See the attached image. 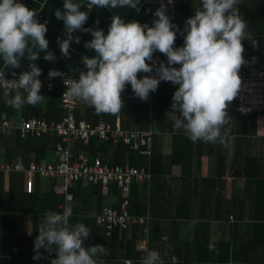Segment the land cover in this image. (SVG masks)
I'll return each instance as SVG.
<instances>
[{
  "label": "clouds",
  "instance_id": "clouds-1",
  "mask_svg": "<svg viewBox=\"0 0 264 264\" xmlns=\"http://www.w3.org/2000/svg\"><path fill=\"white\" fill-rule=\"evenodd\" d=\"M139 3L140 0H64V11L55 12L56 18L64 21L66 30V38H58L63 56L70 57L73 39L80 43L79 37H73L76 30L91 33L93 38L84 46L96 53L92 57L83 56L87 71L80 73L64 95L82 100L97 114L116 115L124 106L122 93L126 85L130 84L135 97L147 101L161 81L171 82L178 85L172 95L171 109L180 113L179 117L170 116L174 128L183 129L193 142L223 143L221 129L233 119L227 109L241 88L239 70L246 62L242 41L249 39L253 47L259 46L239 13L240 0H202V10L186 20L184 45L178 48H174L177 26L163 7L155 11L157 19L152 26L137 21L126 23L114 15L107 34L99 28L84 27L93 7L127 6L139 11ZM82 5L89 11H81ZM36 17L37 11L19 0H0V58L4 69L19 68L21 58L31 62L30 70L21 72L14 82L15 95L7 88L3 92L6 104L17 111L25 104L36 106L44 100L39 79L42 70L34 63L39 52H45V60L55 61L54 53L48 51L46 22L41 23ZM155 51L167 56V66L160 62L156 69L158 76L145 75L138 79V73L153 71L155 62L146 61L153 60ZM174 64L180 67H172ZM48 75L54 78L64 74L50 69ZM6 80L5 71L0 70V85ZM71 216L68 208L62 213L46 211L34 241V260L44 258L40 251L44 249L55 254L54 264H100L98 258L107 255L106 248L100 244L85 247L91 230L84 223L71 225ZM209 250H214V245L210 244ZM161 261V254L152 250L147 251L141 264H161Z\"/></svg>",
  "mask_w": 264,
  "mask_h": 264
},
{
  "label": "crops",
  "instance_id": "crops-1",
  "mask_svg": "<svg viewBox=\"0 0 264 264\" xmlns=\"http://www.w3.org/2000/svg\"><path fill=\"white\" fill-rule=\"evenodd\" d=\"M175 2L174 7H155L152 0H140L139 11L127 6L118 8L93 7L90 11L87 10L89 15L84 27L99 28L107 34L114 15H119L126 23L137 21L152 26L153 21L157 19L154 15L155 11L163 7L172 23L177 26L174 48L182 47L184 35H186L183 31L185 22L197 10H202V0H175ZM20 3L29 9L41 12L44 18L49 20V24H46V39L49 41L48 51L55 53V47L59 45L58 38L64 39L61 33L65 29L64 21L57 19L55 12L57 9L64 11V0H22ZM237 7L240 15L247 21V30L252 35L257 34L253 37L259 42L258 47H253L251 40L244 39L242 41L245 48L244 58L247 60L255 57L258 59L259 65L264 68V0H240ZM255 7L259 8V19H248L249 11ZM80 10H85V5H82ZM77 37L80 38V43L75 41L72 43L76 53L72 54L67 61L51 63L44 59V51L39 52V58L34 63L42 70L40 76L48 75L50 69H56L64 74L57 77L79 78L82 71H87L82 63L83 56L92 57L96 53L84 45L93 37L90 32L80 30H77ZM165 60H167L165 54L159 51L153 53L155 64ZM146 62L151 63L150 61ZM30 63L28 59L21 58L19 68L4 69L3 59L0 58V69L4 70L8 77H17L21 72L30 70ZM13 72L16 73L15 76H13ZM145 75L147 73H138L137 78H142ZM36 106L44 111V100ZM75 112L78 115L86 116L89 120L94 115L93 108L79 99H77L74 114ZM66 115L67 112L64 110L63 118ZM171 115L180 116L177 113L166 114L163 116V121L159 123V128L157 130L152 129L155 135L159 136V149L164 157L165 166L168 165L167 157L171 153L172 135L182 131V129L174 128ZM254 115H256V137L252 138L250 142L251 147H254L256 152L261 154L264 151V117ZM0 116H4V114H0ZM21 119L24 118L19 111L16 119L10 121L16 124ZM41 120L49 122L45 119ZM100 120L105 121L101 117L98 121ZM120 121L123 122L124 118L117 115L115 122L120 123ZM222 135L223 143L219 140L215 144L212 143L209 152L200 156L199 169L194 172L197 181H193V178L183 180L181 167L175 165L170 171L161 176L155 175L149 181L148 193L154 196L150 206L149 201H147L148 206L146 208L141 206L142 197H139L140 202L134 199L135 196L127 198L130 199L128 201H130L134 211L133 215L148 214L149 219L146 225L134 224L126 231H117V239L114 242L115 248H112L111 241L103 236L102 229L95 224L94 217L103 206H119L122 200L120 189H113L112 185L106 188L100 186V193H98L93 188L89 189V183H76L75 186L77 184L83 186L81 193H78V198L82 199L83 197L84 199L85 195L90 193L94 199L90 205L83 206V200L75 203L82 204L79 208L77 223H84L91 230L90 237L85 241V247L96 244L103 245L107 250V255H101L98 259L103 256V259L110 260V264H127L126 261H131L134 264L138 259L134 252H142L145 256L147 251L152 250L161 254V262L165 264H264V235L257 234L258 245L254 240L255 232L252 228V223L255 220L252 214L259 211L260 215H264V204L254 205L250 193H247L245 189L246 181L240 176L239 165L234 156L237 143H239L238 137L235 134ZM71 146L74 148L73 143ZM218 155L226 159V167L223 168L225 171H223L221 178L215 176L214 160ZM54 156L55 158L45 162V164L56 166L58 155L55 153ZM98 158L101 159V157ZM164 168L166 169V167ZM2 175L0 181V264H21L22 262H18V259L28 257L31 246H34L35 238L39 234L38 230L46 218V211L39 214L27 212L20 208L16 202V199L19 198L16 193L18 190L23 192V178L14 174L16 188L13 193L10 174L2 173ZM53 179L56 180L51 188V192L56 196L53 200L54 202L60 200V202H58L57 208L53 209L49 206L47 211L62 213L64 211L61 210L63 209L61 207L63 197L57 195L53 189L55 185L62 182L60 178L37 175L33 181L32 193L36 194L39 204L42 201L44 203V198L51 201L48 187L50 182L54 181ZM99 196L101 197L99 198ZM181 196H185L188 202L184 207L176 208L177 200ZM73 200L70 202L71 204H68L70 210L71 206L75 205ZM175 212L180 215L175 217ZM184 213L187 214L185 218L183 217ZM209 216L212 217L208 218ZM150 235L151 237H149ZM100 239H103L101 243ZM210 244L214 245V250H209ZM226 244L229 245V249L226 248ZM40 251L44 254V258L37 259V262H33V264H54L55 260L49 261L50 254L46 253L44 249ZM125 255H130L132 258H126ZM123 258L125 259L123 260ZM136 264H141V261L137 260Z\"/></svg>",
  "mask_w": 264,
  "mask_h": 264
},
{
  "label": "trees",
  "instance_id": "trees-1",
  "mask_svg": "<svg viewBox=\"0 0 264 264\" xmlns=\"http://www.w3.org/2000/svg\"><path fill=\"white\" fill-rule=\"evenodd\" d=\"M259 8L255 7L251 9L248 13V19H259ZM256 21V20H255ZM257 26V25H254ZM250 27V26H249ZM251 28V27H250ZM252 29V28H251ZM263 30V29H262ZM256 33V32H254ZM260 33V32H258ZM257 35V34H253ZM166 56V55H165ZM178 85H174L171 82L161 81L158 85V89L155 92H150L149 99L147 101H142L138 97H135L133 90L131 89L130 84L126 85L124 92L122 93V99L124 101V106L120 113L116 115L109 114H97L93 108L94 115L92 119L89 120L85 116L76 114L77 119L83 118L90 122L96 123L101 117L109 123H114L117 115L123 117L124 121L120 123L124 126L125 129H136V130H149L153 129L155 123L159 124L163 121V116L166 114H180L178 111L173 113L172 106V95ZM2 90H0V114L9 120H15L19 111L24 119L27 118H37L45 119L47 121H59L64 116V109L61 107L60 94L61 90H54L52 92H41L44 95L45 110L41 111L37 106H31L25 104L21 110L17 111L16 109L10 107L6 104ZM11 95H15V92H10ZM26 95V93H25ZM235 101L230 102L228 106V113L233 118L229 125H226L221 129L222 134H235L238 137L239 143L236 146V152L234 153L235 160L238 162L240 176L246 181L245 189L247 193H250L254 205L264 204V151L259 154L256 152L254 147H251L250 140L256 137V115L254 114H241L236 110L234 106ZM136 116V117H133ZM159 136H154L153 141V154L151 159L138 155L135 152H130L122 144L113 143L112 141H99L96 139L91 140L88 144H85L83 141L75 140L73 142V154L77 157L80 153L86 154L89 158H98L101 157V160H106L109 163L121 164L126 159L132 162L134 165L142 167L150 164L151 172L153 176H161L162 174L170 171L172 166L178 165L181 167V175L183 180L193 178V181H197L194 176V172L199 169V158L205 153L209 152V148L212 143H205L203 141H191L187 135H185L184 130L180 133L172 135L171 138V153L167 157L168 165L164 164V157L159 149ZM58 140L53 135L44 136L41 138H35L30 136L21 137L18 130H13L9 134L2 135L0 134V162H12L18 161L25 164L28 161L33 162H49L51 159L55 158V144ZM198 149V150H197ZM197 150V152H196ZM197 155V156H196ZM166 167V169L164 168ZM215 167V176L221 178L223 174V168L226 167V159L221 155H218L214 160ZM2 173H0V181L2 179ZM17 179V178H16ZM54 180V179H53ZM202 181H204L202 179ZM207 181V180H206ZM10 182L12 185V192L15 190V175L10 174ZM208 182V181H207ZM56 183V180L51 181L48 187V194L51 201L44 198V203L42 201L39 204L38 198L35 193L26 194L24 192L17 191L16 195L19 197L16 199V202L20 208L24 209L27 212H36L41 214V212L47 211L49 206L53 209L57 208L59 201L54 202L56 198L55 194L51 192L52 186ZM113 189H118L115 185H112ZM82 185L77 184L74 187L75 198L73 204L77 201L83 200V206L88 204L90 205L94 200L93 197L89 194L85 195V198H78V193H81ZM89 189H94L100 193V186L89 183ZM149 182L133 183L130 188L123 191L120 190V197L131 198L133 196L135 200L139 201V197H142V205L144 208L148 206L147 201H149V206L153 202L154 196L148 193ZM147 189V190H146ZM88 190V189H87ZM119 190V189H118ZM96 192V193H97ZM100 195V194H99ZM101 196H99L100 198ZM130 200V199H128ZM87 202V203H86ZM188 199L185 196L178 198L176 203V208L184 207ZM71 204V203H70ZM82 204H75L71 206L72 216L70 217L69 223H77L79 220V208ZM98 205V204H97ZM99 207V206H98ZM69 209V207L67 206ZM128 208H130L131 213L134 211L131 208L130 201H128ZM64 210V209H61ZM60 210V211H61ZM145 213V210H144ZM143 213V214H144ZM260 212L257 211L252 214L255 219L252 223L253 231L255 232L254 240L257 242V234L264 235V215H260ZM180 215L175 212L174 216L178 217ZM187 214L184 213V218ZM137 216V215H136ZM212 216H209L210 218ZM215 217V215H214ZM152 224V223H151ZM236 225L238 223H235ZM235 225V226H236ZM151 229V227H150ZM102 234L104 236L103 230ZM124 233V232H123ZM118 232H114L110 238H107L111 241L112 248H115V241L117 239ZM151 237V235L149 236ZM103 239H100V243ZM264 242V241H263ZM202 243V241H201ZM227 245V244H226ZM229 245L226 246L228 248ZM239 247L241 246L238 245ZM262 246V244H261ZM55 249V246L53 247ZM229 249V248H228ZM133 252V251H132ZM137 256V260H140L144 257L142 252H134ZM35 255L34 246H31V250L28 253V257L19 258L18 262L21 264H33L37 262V259L34 260L33 256ZM135 256V257H136ZM126 258H132L130 255H125ZM134 257V256H133ZM7 259V258H6ZM56 259L55 254H50L49 261L53 262ZM125 258H123L124 260ZM10 260V257H9ZM136 260V261H137ZM100 264H110V260L99 259ZM136 261L134 264H136ZM19 264V263H18Z\"/></svg>",
  "mask_w": 264,
  "mask_h": 264
},
{
  "label": "built area",
  "instance_id": "built-area-1",
  "mask_svg": "<svg viewBox=\"0 0 264 264\" xmlns=\"http://www.w3.org/2000/svg\"><path fill=\"white\" fill-rule=\"evenodd\" d=\"M22 0H19V2ZM153 6L174 7L175 0H152ZM88 8L85 5V10ZM38 21L49 24V20L44 18L41 12H37ZM66 38V30L61 33ZM73 37H77V30L73 32ZM70 44L71 55L76 53V49ZM55 61L51 63L67 61L70 57H64L60 45L55 47ZM241 66L239 75L241 77V88L234 98L236 110L245 115L257 114L264 117V68L259 65L258 59L253 57L245 60ZM153 63V60L150 61ZM150 63V64H151ZM167 66V60L164 61ZM159 64H154L153 71L147 75L158 76L156 69ZM179 68L180 65H172ZM2 70V69H0ZM17 77H8L4 84L0 85V90L7 88L10 92H15L14 82ZM42 87L40 92H52L61 90V107L67 112L66 117L58 122H46L37 118L21 119L14 124L5 116H0V134H9L13 130H18L21 137L30 136L41 138L53 135L58 142L55 144V153L58 155L56 166L46 165L44 162L28 161L21 162H0V173L17 174L23 178V192L29 194L33 190V181L37 175L60 178L62 182L53 187L55 193L63 197L61 207L67 208L74 199L73 187L78 182L91 183L103 188L111 184L125 191L133 183L152 179L150 164L139 167L126 160L122 164H111L99 158H89L86 154L80 153L77 157L73 154L71 144L75 140L88 144L91 140L112 141L122 144L130 152H135L140 156L151 159L153 154L154 132L152 130L134 131L122 128L119 122L109 123L103 120L96 123H89L80 118L77 119L74 110L77 99L64 95L71 87V84L79 78L54 77L49 75L39 77ZM23 91V90H21ZM149 219L148 214L133 215L128 208V199L121 200L118 207L103 206L95 215V224L103 229L106 238L111 237L117 231H126L134 224L146 225ZM127 264H133L126 261ZM161 264H165L162 263Z\"/></svg>",
  "mask_w": 264,
  "mask_h": 264
},
{
  "label": "rangeland",
  "instance_id": "rangeland-1",
  "mask_svg": "<svg viewBox=\"0 0 264 264\" xmlns=\"http://www.w3.org/2000/svg\"><path fill=\"white\" fill-rule=\"evenodd\" d=\"M158 128H159V124L155 123L154 126H153V129L157 130Z\"/></svg>",
  "mask_w": 264,
  "mask_h": 264
}]
</instances>
